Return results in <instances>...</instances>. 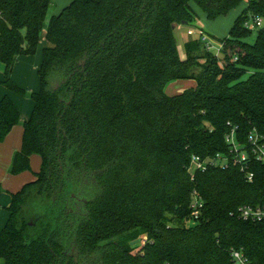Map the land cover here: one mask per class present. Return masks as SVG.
<instances>
[{
  "label": "trees",
  "instance_id": "trees-1",
  "mask_svg": "<svg viewBox=\"0 0 264 264\" xmlns=\"http://www.w3.org/2000/svg\"><path fill=\"white\" fill-rule=\"evenodd\" d=\"M242 1L69 0L45 24L51 0H0V84L33 102L9 173L41 158L6 208L3 264H233L231 249L264 264V220L236 213L264 204V164L248 142L252 130L264 136V28L243 40L264 0H247L220 39L223 61L203 32L183 44L184 58L175 38L197 18L193 5L214 20ZM43 30L39 88L28 92L10 73ZM180 80L195 85L166 93ZM19 121L2 96L0 141ZM232 131L252 180L232 164L191 172L192 155L230 156Z\"/></svg>",
  "mask_w": 264,
  "mask_h": 264
},
{
  "label": "rangeland",
  "instance_id": "rangeland-1",
  "mask_svg": "<svg viewBox=\"0 0 264 264\" xmlns=\"http://www.w3.org/2000/svg\"><path fill=\"white\" fill-rule=\"evenodd\" d=\"M69 3V0H51V5L47 11L45 18V24L48 22L52 15L58 14L61 9ZM247 0H243L239 6L231 10L228 14L218 17L214 20H209L205 17L204 13L195 5H193L194 10L197 13V18L194 20L192 25L179 24L175 28V38L177 40L178 53L181 58L185 57V51L183 44L191 39L197 38L203 32L210 42L213 44V53L217 55L219 61L225 59L224 54L221 51H217V46L220 43V39L229 35V30L233 24L236 16L241 12V10L246 6ZM251 20V19H249ZM259 28H264V19H261V23L255 26L247 37H244V41L247 43H253L256 37L257 30ZM49 45L44 40V30L41 32V40L34 54L24 55L16 58L13 62L12 70L10 73V78L21 88H25L26 91H36L38 90V76L37 68L41 61V50L44 46ZM247 74L243 76L246 78ZM4 77V64L0 63V79ZM2 85V84H0ZM195 85L192 80H180L169 83L166 86V93L175 94L181 92L185 88H189ZM5 87V86H4ZM8 90L14 97L17 95L19 97V103H21L24 108L25 105L32 102L27 96L19 95L15 92ZM37 155V154H36ZM29 171V170H28ZM192 222H189V224ZM1 264V259H0Z\"/></svg>",
  "mask_w": 264,
  "mask_h": 264
},
{
  "label": "built area",
  "instance_id": "built-area-1",
  "mask_svg": "<svg viewBox=\"0 0 264 264\" xmlns=\"http://www.w3.org/2000/svg\"><path fill=\"white\" fill-rule=\"evenodd\" d=\"M249 19L245 22L244 26L248 29L253 30L255 26H258L261 23L262 18L256 16L250 17ZM202 41L205 43L208 50H212L214 48L213 44L210 42L206 35L202 36ZM220 49L221 44L217 46V51H220ZM226 140L231 143V150L229 153L230 156L220 153L215 154V156L213 157L206 158H202L198 155H192L189 169L191 170V172H194L197 170H204L209 165L218 166L221 168H226L229 164L239 165L240 170L246 171V179L248 181H251L253 174L247 171L246 163L243 162L246 159V152L244 151V149H240V146L235 142L233 131L226 136ZM248 142L250 144L249 150L252 156L257 161L264 164V136L257 133V131L252 130L248 134ZM201 207L202 201L200 197L194 193L193 201L191 204V215L193 219L198 216ZM236 213L240 218L244 220L262 221L264 220V204H243L237 207ZM230 258L233 264H252L240 250L231 249Z\"/></svg>",
  "mask_w": 264,
  "mask_h": 264
},
{
  "label": "crops",
  "instance_id": "crops-1",
  "mask_svg": "<svg viewBox=\"0 0 264 264\" xmlns=\"http://www.w3.org/2000/svg\"><path fill=\"white\" fill-rule=\"evenodd\" d=\"M6 89V87L0 85V99L4 95H8L10 97V99L13 101V103L19 110L20 121L19 124L13 126L7 136L2 141H0V231L4 227L9 216V213L6 208L10 204L11 195L17 192L24 184L33 181L41 165L40 156L32 154L29 160V171L26 170L18 174L9 173V166L11 164L12 156L14 152L19 150L21 147V123L22 121L28 118L33 106V102H29L28 105H25V107L23 108L21 103H19V97L17 95L14 97V95H12ZM1 264H3L2 260Z\"/></svg>",
  "mask_w": 264,
  "mask_h": 264
},
{
  "label": "water",
  "instance_id": "water-1",
  "mask_svg": "<svg viewBox=\"0 0 264 264\" xmlns=\"http://www.w3.org/2000/svg\"><path fill=\"white\" fill-rule=\"evenodd\" d=\"M182 24H185V22H183ZM134 242H137V241H134Z\"/></svg>",
  "mask_w": 264,
  "mask_h": 264
}]
</instances>
